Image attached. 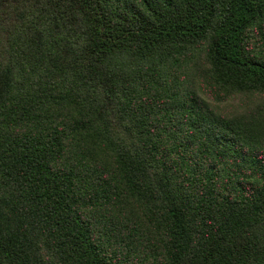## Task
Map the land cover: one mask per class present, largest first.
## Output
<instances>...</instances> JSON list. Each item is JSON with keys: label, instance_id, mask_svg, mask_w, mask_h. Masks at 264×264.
Instances as JSON below:
<instances>
[{"label": "trees", "instance_id": "trees-1", "mask_svg": "<svg viewBox=\"0 0 264 264\" xmlns=\"http://www.w3.org/2000/svg\"><path fill=\"white\" fill-rule=\"evenodd\" d=\"M0 264H264V0H0Z\"/></svg>", "mask_w": 264, "mask_h": 264}, {"label": "rangeland", "instance_id": "rangeland-1", "mask_svg": "<svg viewBox=\"0 0 264 264\" xmlns=\"http://www.w3.org/2000/svg\"><path fill=\"white\" fill-rule=\"evenodd\" d=\"M258 98H249V100H246V98L240 96V95H233L229 97V99L223 103L224 110L227 113H234L240 110H244L246 108H250L258 102Z\"/></svg>", "mask_w": 264, "mask_h": 264}]
</instances>
